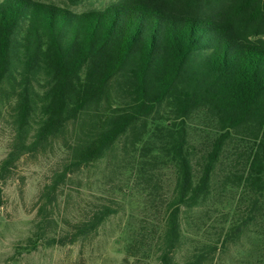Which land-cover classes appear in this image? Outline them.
<instances>
[{
  "label": "trees",
  "instance_id": "trees-1",
  "mask_svg": "<svg viewBox=\"0 0 264 264\" xmlns=\"http://www.w3.org/2000/svg\"><path fill=\"white\" fill-rule=\"evenodd\" d=\"M58 1L0 0V206L24 157L58 155L28 245L98 231L107 205L58 239L47 233L67 182L122 142L175 171L156 264H206L250 229L264 264V0H112L81 13L71 8L83 0ZM213 191L237 192L238 214L179 257L183 215Z\"/></svg>",
  "mask_w": 264,
  "mask_h": 264
},
{
  "label": "rangeland",
  "instance_id": "rangeland-1",
  "mask_svg": "<svg viewBox=\"0 0 264 264\" xmlns=\"http://www.w3.org/2000/svg\"><path fill=\"white\" fill-rule=\"evenodd\" d=\"M39 1L62 5L58 0ZM111 2L83 0L71 10L81 13L100 9ZM7 144L8 133L1 125L0 161L5 156ZM141 148L124 152L121 142L114 155L84 169L67 182L60 200V214L54 216L57 225L47 229V233L58 239L78 219L107 205L114 213L96 233L62 245H47L40 241L34 249L27 240L33 237L35 230V202L58 155L24 157L13 178L2 187L0 264H156L152 243L164 225L175 171L161 162L145 164L150 155ZM131 154L133 157L128 158ZM142 173H146L145 179L140 177ZM238 196L237 192L213 191L205 205L183 215V228L188 237L179 257L190 250L195 241L208 242L214 238L211 233L231 224L239 212L241 201ZM220 200L223 204L215 203ZM202 235L206 237L202 239ZM256 238V231L250 229L228 247L219 249L206 264H257Z\"/></svg>",
  "mask_w": 264,
  "mask_h": 264
}]
</instances>
